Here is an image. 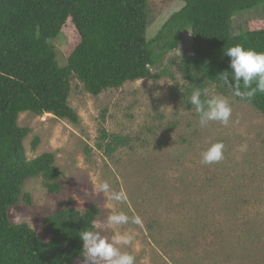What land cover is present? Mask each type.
<instances>
[{"label": "rangeland", "instance_id": "374dc122", "mask_svg": "<svg viewBox=\"0 0 264 264\" xmlns=\"http://www.w3.org/2000/svg\"><path fill=\"white\" fill-rule=\"evenodd\" d=\"M184 4L170 1L147 28V39ZM258 20H264V3L239 11L233 19L234 33ZM76 34L68 23L53 40L60 63L66 62ZM192 43L190 33L183 34L179 47L160 65L168 66L175 78L127 81L99 95L73 78L69 104L79 115L78 123L52 113L22 112L19 124L32 129L24 140L28 157L54 152L63 171L62 188L53 195L41 177L28 180L24 191L31 194V204L22 200L11 207V219L27 222L45 235V215L70 206L85 211L97 204V220L119 211L140 219V224L121 228L136 237L127 248L136 264H264V115L210 86L207 98L226 97L232 115L228 126L213 121L201 127L195 109H186L176 91L184 84L178 64ZM103 130L127 137L128 143L106 154L97 146ZM36 135L40 143L33 149ZM220 141L224 159L201 164V152ZM103 180L123 191L126 200L114 202L97 194L96 185ZM104 234L112 233L108 229Z\"/></svg>", "mask_w": 264, "mask_h": 264}, {"label": "trees", "instance_id": "16d2710c", "mask_svg": "<svg viewBox=\"0 0 264 264\" xmlns=\"http://www.w3.org/2000/svg\"><path fill=\"white\" fill-rule=\"evenodd\" d=\"M170 1L0 0V264H74L82 258L80 231L90 228L100 214L97 204L85 211L60 208L44 216L45 235L11 219V207L22 200L31 204V194L24 191L28 180L41 177L53 195L62 188L63 171L54 152L28 157L24 140L32 129L19 124L22 112L52 113L78 123L79 115L69 104L73 78L93 95L127 81L175 78L168 66L160 65L187 32L193 43L179 61L184 84L176 91L185 108L192 109L189 97L196 88L216 86L220 93L234 95L217 77L229 68L226 48L240 44L264 52V20L239 34L233 27L239 11L264 0H183L185 4L148 40L147 28ZM68 23L77 33L76 43L62 64L53 40ZM235 98L264 115V93L257 92L251 102ZM39 143L36 135L32 148ZM127 143V137L103 130L97 146L110 155Z\"/></svg>", "mask_w": 264, "mask_h": 264}, {"label": "clouds", "instance_id": "9594fccd", "mask_svg": "<svg viewBox=\"0 0 264 264\" xmlns=\"http://www.w3.org/2000/svg\"><path fill=\"white\" fill-rule=\"evenodd\" d=\"M223 54L229 58V68L218 73L217 77L224 86L234 89V95L246 102H251L257 92L264 93V52L236 44L226 48ZM207 97L208 90L200 88L194 89L189 97V103L198 114L201 127H206L213 121L228 126L232 115L228 99L222 95ZM224 148L222 141L210 143L201 152L200 163L211 165L221 162L224 159ZM245 148L246 146H241V151ZM96 193L103 194L114 202L126 200V194L113 189L107 180L96 185ZM130 222L141 223L138 217L130 218L124 211L112 212L106 220H93L90 228L80 231L81 264H136L135 255L127 250L136 237L131 232L121 231L122 226ZM108 229L111 230V235L104 234Z\"/></svg>", "mask_w": 264, "mask_h": 264}]
</instances>
